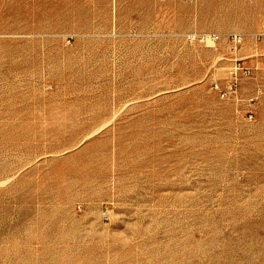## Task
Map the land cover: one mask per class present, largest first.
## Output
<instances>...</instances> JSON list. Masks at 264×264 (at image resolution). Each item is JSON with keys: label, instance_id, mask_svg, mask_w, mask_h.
I'll return each instance as SVG.
<instances>
[{"label": "rangeland", "instance_id": "obj_1", "mask_svg": "<svg viewBox=\"0 0 264 264\" xmlns=\"http://www.w3.org/2000/svg\"><path fill=\"white\" fill-rule=\"evenodd\" d=\"M0 264H264V0H0Z\"/></svg>", "mask_w": 264, "mask_h": 264}, {"label": "built area", "instance_id": "obj_2", "mask_svg": "<svg viewBox=\"0 0 264 264\" xmlns=\"http://www.w3.org/2000/svg\"><path fill=\"white\" fill-rule=\"evenodd\" d=\"M235 40H236V42H238V43L240 42V40H238V39H235ZM235 87H236V86H235Z\"/></svg>", "mask_w": 264, "mask_h": 264}]
</instances>
